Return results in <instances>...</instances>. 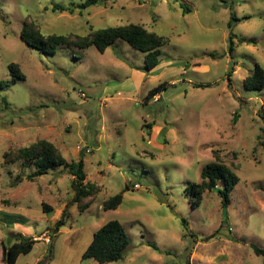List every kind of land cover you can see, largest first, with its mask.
I'll list each match as a JSON object with an SVG mask.
<instances>
[{
  "label": "rangeland",
  "instance_id": "obj_1",
  "mask_svg": "<svg viewBox=\"0 0 264 264\" xmlns=\"http://www.w3.org/2000/svg\"><path fill=\"white\" fill-rule=\"evenodd\" d=\"M83 1L0 0V264H7L5 247L22 237L38 242L16 264H99L82 255L112 219L123 223L131 243L124 259L103 264H264L253 249L264 248V88L244 86L256 64L264 69V0L53 8ZM232 12L237 20L230 28ZM27 18L44 34L86 35L135 23L168 42L151 74L145 54L121 38L105 52L32 48L21 38ZM13 62L25 79L11 80ZM41 140L70 163L83 158L86 181L98 191L78 203L67 168L29 180L33 162L6 161ZM219 157L240 177L227 210L217 190L204 191L200 206L192 207L187 185L200 183L202 168ZM123 190L119 207L106 210L105 201ZM43 204L53 211L45 213ZM66 205V226L53 234Z\"/></svg>",
  "mask_w": 264,
  "mask_h": 264
},
{
  "label": "trees",
  "instance_id": "obj_2",
  "mask_svg": "<svg viewBox=\"0 0 264 264\" xmlns=\"http://www.w3.org/2000/svg\"><path fill=\"white\" fill-rule=\"evenodd\" d=\"M109 1L116 0H84L79 4H72L69 7H64L60 4H55V10H67L74 12L75 8L86 9L90 6L103 5L106 6ZM190 7H184V12H190ZM237 20L235 13H231L229 27H233V21ZM71 36H77L72 38ZM21 38L32 48H36L41 52L55 54L58 46L72 45L79 48H87L95 46L99 51L105 50L112 45L117 39L126 40L132 47L140 50L145 54V64L148 71L154 70L160 63V54L162 46L168 42V38L159 35L140 24L127 23L123 25L110 26L97 31L91 30L86 35H71V34H44L40 26L26 19L21 31ZM234 34H230V52L233 51ZM241 42L249 44L254 43V40L245 38L239 39ZM11 80L16 82L17 79H25V74L20 70L17 63L10 64ZM231 75V71H228ZM166 85L162 83L151 89L146 98L152 99ZM196 87H210L209 83H196ZM244 86L247 89H262L264 88V69L259 64H256L254 72L244 79ZM264 131V129H263ZM88 149V148H87ZM20 160L33 162L36 170L28 175L29 180H34L37 177L46 175L49 169L57 166H63L68 169L69 173L74 177L72 187L75 191V201L81 203L85 198H88L98 191L95 183L86 181L87 174L84 170V160L79 159L78 162H68L61 150L52 142L41 140L34 145L20 149L14 154H8L6 161L14 163ZM202 181L200 183L192 182L187 185L186 190L190 197L192 207L200 206L203 192L206 190H217L220 195L223 210H227L230 203V194L233 188L239 183L240 177L231 170L219 157L218 161L210 162L202 168ZM220 184H223L220 187ZM129 187L126 186L125 190ZM125 191L110 197L105 201L104 207L106 210H114L119 207L123 200ZM43 211L50 213L53 207L43 204ZM226 214V213H225ZM69 207L63 209L60 218L55 222L52 231L53 234L60 232L61 228L66 226L69 219ZM50 235V241L54 235ZM38 239L33 237H22L5 247L3 258L7 264H16L18 257L21 254H28L33 250ZM131 240L125 226L118 219H112L104 223L94 233L93 238L86 250L83 252L82 261L94 259L99 264L116 262L125 258V253L130 246ZM155 249L157 246L152 245ZM253 249L257 255L264 256V248L253 245ZM83 264V263H78Z\"/></svg>",
  "mask_w": 264,
  "mask_h": 264
},
{
  "label": "crops",
  "instance_id": "obj_3",
  "mask_svg": "<svg viewBox=\"0 0 264 264\" xmlns=\"http://www.w3.org/2000/svg\"><path fill=\"white\" fill-rule=\"evenodd\" d=\"M107 5H108V4H107ZM107 5L104 6V7H108ZM157 69H158V67L155 68L154 70H152V72L150 71V73L153 74ZM55 211H56V212H55ZM55 211H54V212L56 213V214H55V219H57V218L60 216L59 214H60L61 211H60V209H57V210H55ZM59 218H60V217H59Z\"/></svg>",
  "mask_w": 264,
  "mask_h": 264
},
{
  "label": "built area",
  "instance_id": "obj_4",
  "mask_svg": "<svg viewBox=\"0 0 264 264\" xmlns=\"http://www.w3.org/2000/svg\"><path fill=\"white\" fill-rule=\"evenodd\" d=\"M86 151L90 152V149L88 148V149H86Z\"/></svg>",
  "mask_w": 264,
  "mask_h": 264
}]
</instances>
